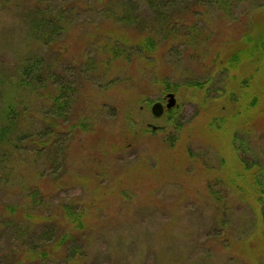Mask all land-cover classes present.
Instances as JSON below:
<instances>
[{"label":"rangeland","instance_id":"1","mask_svg":"<svg viewBox=\"0 0 264 264\" xmlns=\"http://www.w3.org/2000/svg\"><path fill=\"white\" fill-rule=\"evenodd\" d=\"M180 1L0 0L3 72L39 55L73 95L55 145L2 165L0 264H69L65 236L83 252L73 264H264V58L225 68L264 38V0ZM35 12L66 13L52 43L35 36ZM14 84L0 85V126L8 105L47 116L51 87ZM168 93L177 106L154 117Z\"/></svg>","mask_w":264,"mask_h":264},{"label":"trees","instance_id":"2","mask_svg":"<svg viewBox=\"0 0 264 264\" xmlns=\"http://www.w3.org/2000/svg\"><path fill=\"white\" fill-rule=\"evenodd\" d=\"M172 0H145V2L153 8V10H157V6L160 4L165 6L166 2H171ZM174 3H180V0H173ZM180 1V2H179ZM201 3L205 5H218L219 0H200ZM43 13V12H42ZM52 15H46L44 13L43 17L39 16L37 12L33 15L32 23L33 29L35 31V36L41 38L42 43L44 45L50 44L53 42V38L55 36H60L62 27L61 18L65 17L66 13L56 14L51 12ZM37 15V16H36ZM46 15V16H45ZM68 16H66L67 18ZM59 19V20H58ZM62 27V28H61ZM154 38L149 37L145 40H141L136 44L137 52L141 51V48L146 49L148 51H152L154 47ZM262 48H264V38H261L256 45H253L249 48H245L237 51L226 63V69L236 70L246 61H251L253 63L261 62L264 58V54L262 53ZM142 52V51H141ZM116 58H123L122 51L119 49H115ZM43 57L39 55L31 56L29 58H25L22 60L18 66L16 67L15 76H10L9 74H5L3 70L0 68V85H4L5 82L11 80L15 87L18 90H39L42 88H52V92L49 96L50 110L46 113L47 116H41L40 119L35 116H21L17 113V110L14 106L8 105L4 108L2 112L1 119L3 120V124L0 126V170L4 163L10 162V155L13 153V149L20 150V148L27 149L30 151L31 149H35L36 154L42 153V150L47 147L53 146L57 143V141L61 137V133L58 131V125L68 123L69 121V109L72 106L73 95L71 92L70 86L66 87V84L60 80L59 76L56 74V71L52 69L45 61ZM75 92V90L73 91ZM1 88H0V98H1ZM26 110H24L25 112ZM171 112V111H170ZM39 119V120H37ZM36 123L44 124L42 130H37L38 127ZM77 127V126H75ZM240 152H245L241 147H237ZM4 151H3V150ZM10 154V155H9ZM241 161L245 166L246 170H251L255 167L247 166L246 160L241 157ZM12 176V173L10 174ZM257 181V180H256ZM259 186H262L258 183ZM261 198L259 201L264 203V190H259ZM41 194L39 190H33V194L30 196L31 200L34 199V204L37 203L36 198L37 195ZM45 199V198H44ZM40 203L43 202L42 198L39 199ZM73 207L70 209L67 207L66 217L70 220V222L74 223L77 228L82 227L83 224V215L73 213ZM263 215V213H262ZM264 223V222H263ZM264 233V232H263ZM55 234L53 230H47L43 233V237L40 239L41 243L39 246L34 245L33 243L28 242V247L30 248L31 253H36L40 251L43 246H46L50 242L54 240ZM62 243L66 244L69 248L65 253L63 260L69 264H73L78 257H82L83 252L81 251V247L78 245V239L74 236H65L62 238ZM42 254H45L43 251Z\"/></svg>","mask_w":264,"mask_h":264},{"label":"water","instance_id":"3","mask_svg":"<svg viewBox=\"0 0 264 264\" xmlns=\"http://www.w3.org/2000/svg\"><path fill=\"white\" fill-rule=\"evenodd\" d=\"M167 99L168 101L166 106H164L161 102H157L153 105L151 111L154 117L161 118L163 117L165 110L169 111L177 106V100L175 94L169 93L167 95Z\"/></svg>","mask_w":264,"mask_h":264},{"label":"flooded vegetation","instance_id":"4","mask_svg":"<svg viewBox=\"0 0 264 264\" xmlns=\"http://www.w3.org/2000/svg\"><path fill=\"white\" fill-rule=\"evenodd\" d=\"M168 94H169V93H168ZM168 94H166L165 97L162 99V101H160L164 106L167 105V101H168V99H167V95H168ZM169 111H170V110H169ZM169 111L165 110L164 115H165L166 113H168ZM164 115H163V116H164Z\"/></svg>","mask_w":264,"mask_h":264}]
</instances>
